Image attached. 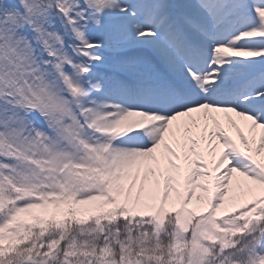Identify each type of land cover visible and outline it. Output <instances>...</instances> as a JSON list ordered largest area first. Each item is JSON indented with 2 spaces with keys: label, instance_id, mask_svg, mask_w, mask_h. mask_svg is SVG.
Masks as SVG:
<instances>
[{
  "label": "snow or ice",
  "instance_id": "1",
  "mask_svg": "<svg viewBox=\"0 0 264 264\" xmlns=\"http://www.w3.org/2000/svg\"><path fill=\"white\" fill-rule=\"evenodd\" d=\"M0 264H264V0H0Z\"/></svg>",
  "mask_w": 264,
  "mask_h": 264
}]
</instances>
